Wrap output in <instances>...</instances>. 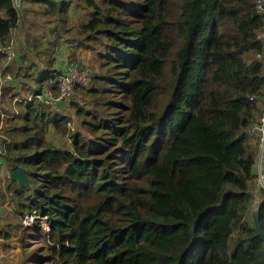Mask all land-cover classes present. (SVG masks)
<instances>
[{
    "label": "trees",
    "instance_id": "1",
    "mask_svg": "<svg viewBox=\"0 0 264 264\" xmlns=\"http://www.w3.org/2000/svg\"><path fill=\"white\" fill-rule=\"evenodd\" d=\"M33 1L60 23L82 12L79 47L102 51L81 91L92 108L72 105L84 131L36 101L8 121L4 163L25 167L30 182L8 181L12 206L48 227L36 218L17 233H43L44 250L25 249L21 264H262L250 216L257 207L264 232L250 132L264 108L258 0ZM19 10L0 0V44L15 50ZM52 129L70 148L49 139Z\"/></svg>",
    "mask_w": 264,
    "mask_h": 264
},
{
    "label": "rangeland",
    "instance_id": "2",
    "mask_svg": "<svg viewBox=\"0 0 264 264\" xmlns=\"http://www.w3.org/2000/svg\"><path fill=\"white\" fill-rule=\"evenodd\" d=\"M25 5L26 6L23 12L21 14L19 13L21 16L18 20V25L12 31L11 35L15 38L14 42L16 44V50L18 54L21 53L20 62L27 63V70L33 71L35 70V68L42 69L45 67V65H48V67L45 68L46 71L48 70V68H50V66L51 68L53 67L52 64L55 62V58L61 56L63 58V61L77 59L79 62L88 65L93 73L92 75L99 72L98 55L102 51L101 48L98 47L96 50L79 48L80 38L83 36V34L78 36L77 32L79 23L85 18L82 12L78 10L70 11L67 14L66 21L64 23H60L57 18L51 17L45 11L46 4L28 0L25 2ZM10 39L12 38L10 37ZM79 50L87 51L89 60L90 56H92V62L90 63L91 65L85 63L82 60L83 58L81 59L79 57ZM245 59L252 60L253 55L250 54L249 57V54H246ZM18 66V63L17 65L12 66L10 68L11 73L14 74L19 71ZM56 72L57 69L52 68L50 73H54L55 75ZM33 75L34 74H25L26 86L31 85L32 87V82L34 81L32 78ZM31 79L32 81H30ZM35 84L37 85V83ZM90 86L92 87V80L91 84L89 83L88 88ZM88 88L83 91L85 92ZM31 94L32 93H28L27 96ZM157 98L158 104H161V102H163V97L161 95H158ZM81 100L85 101V104L82 106L85 110H90L92 108L93 104L89 99H86L81 95ZM17 106L19 108L20 105L18 104ZM70 108L73 110L71 112V115L75 116L74 118H71L72 121L70 122V124H68L69 130L84 131L80 127L81 118L76 116L77 109L73 107ZM1 109L3 108L1 107ZM48 135L49 139L56 146L62 148H70V141L65 134L52 129L49 131ZM7 183L8 179H4L1 184L0 231L3 230V232L1 233H9L8 235H10V237L4 238L0 235V264H21L25 249L28 251L33 250L35 252L44 250L43 233L48 232V227L45 223V220H40V224L43 230V233H39L40 238L30 240L33 235H35L34 237H36V235L38 234L37 232L27 231L29 230L27 229L24 233V242L19 241L17 233L21 230L24 231L22 227L33 225L36 218L25 219V215L28 213L24 214L23 217L18 216L19 213L17 214L15 208L12 206L10 195L6 196L8 193ZM254 208L252 209V211L254 210ZM20 220L21 223L18 224V221L20 222Z\"/></svg>",
    "mask_w": 264,
    "mask_h": 264
},
{
    "label": "built area",
    "instance_id": "3",
    "mask_svg": "<svg viewBox=\"0 0 264 264\" xmlns=\"http://www.w3.org/2000/svg\"><path fill=\"white\" fill-rule=\"evenodd\" d=\"M11 1L12 7L19 9L23 0ZM256 8L264 15V0H258ZM259 37L261 38L264 47V30ZM0 53L4 55L5 58L2 69L0 70L1 99V88L4 85V82L9 83L11 81L10 73L3 72V69L5 66L12 65L17 58L14 43L10 41L5 45L0 44ZM92 74L93 73L88 65L79 62L77 59L67 60L62 68L54 75L55 92L51 87H44L40 89L39 92H34L27 97H21L19 95L14 96L9 110H2L0 107V191L2 181L9 178V168L6 167L3 159L8 154V147L11 145V138L5 133V130L9 128L8 121L19 114V108L17 105L20 102L28 105L29 103L36 101L47 108H57L62 104L66 107H72V105L82 107L85 104V101L81 100V91L85 90L89 85ZM250 132L256 138L258 149L256 158V187L264 192V172L261 170V158L264 152V108L261 116L253 122ZM34 218L46 221L45 216H39L35 211H31L25 215V219Z\"/></svg>",
    "mask_w": 264,
    "mask_h": 264
},
{
    "label": "crops",
    "instance_id": "4",
    "mask_svg": "<svg viewBox=\"0 0 264 264\" xmlns=\"http://www.w3.org/2000/svg\"><path fill=\"white\" fill-rule=\"evenodd\" d=\"M28 1V0H23V2L21 3V7H20V10H19V13L21 14L25 8V2ZM33 1V0H31ZM35 2V1H34ZM21 11V12H20ZM0 16H3L1 13H0ZM67 46V44H66ZM79 48H82V47H79ZM20 53V52H19ZM79 53V57L85 62V63H88L90 64L92 62V56H90V60H89V55L87 54V51L85 50H79L78 51ZM20 56H21V53L18 54L17 56V62L15 65H17L18 63V69L19 71H17L16 73H12L13 77H14V81L11 83V87L7 88V89H4L2 94H1V99H0V105L1 107L3 108L2 110H9L10 107H11V103H12V98L16 95L19 94V96L21 95L22 97L24 96H27L28 93H31V90L28 92L26 91V89L28 87H30L31 89H33V87L36 88H39L42 87H51V89L55 92V87H54V73H50L51 72V69H57V71L59 69L62 68L63 64L66 62V61H63V58L61 56H58L55 58V62L52 64L53 67L51 68H48V70L45 71V68L48 67V65L42 69H36L35 70H27L28 66H27V63L26 62H23L21 63L20 62ZM249 57H250V54H249ZM38 60V59H37ZM35 60V61H37ZM88 62H87V61ZM14 65V66H15ZM91 65V64H90ZM32 67V66H31ZM40 73L39 76H37L38 78L36 79V75ZM48 73H50V75H48ZM25 74L29 75V74H34V77L33 80L35 81H38L37 82V85H31L30 86H26L25 85V81H26V78H25ZM36 79V80H35ZM32 81V79L30 80ZM28 92V93H26ZM58 111H60L62 114L70 117V118H74L75 115H71V112L73 111L70 107H66L64 106L63 104L62 105H59L58 106ZM9 123V122H8ZM10 125V123H9ZM261 170L264 172V152H263V155H262V158H261ZM8 181L11 182L8 178ZM6 196H9L8 193ZM1 197V195H0ZM16 210V209H15ZM17 212V211H16ZM18 214V212H17ZM19 216V215H18Z\"/></svg>",
    "mask_w": 264,
    "mask_h": 264
},
{
    "label": "water",
    "instance_id": "5",
    "mask_svg": "<svg viewBox=\"0 0 264 264\" xmlns=\"http://www.w3.org/2000/svg\"><path fill=\"white\" fill-rule=\"evenodd\" d=\"M26 171H27L26 168L20 165L9 169L8 171L9 180L16 181L19 185L30 186L29 178L27 176ZM250 216L253 221L257 235L260 236V238L263 240V245L260 254H261V262L262 264H264V232L259 224V215H258L257 207H255L253 211L251 210Z\"/></svg>",
    "mask_w": 264,
    "mask_h": 264
}]
</instances>
